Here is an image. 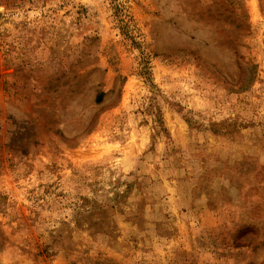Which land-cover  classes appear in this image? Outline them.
<instances>
[{
	"label": "rangeland",
	"instance_id": "1",
	"mask_svg": "<svg viewBox=\"0 0 264 264\" xmlns=\"http://www.w3.org/2000/svg\"><path fill=\"white\" fill-rule=\"evenodd\" d=\"M0 264H264V0H0Z\"/></svg>",
	"mask_w": 264,
	"mask_h": 264
},
{
	"label": "trees",
	"instance_id": "2",
	"mask_svg": "<svg viewBox=\"0 0 264 264\" xmlns=\"http://www.w3.org/2000/svg\"><path fill=\"white\" fill-rule=\"evenodd\" d=\"M103 99H104V93H100V94H98L96 101L98 103H101L103 101Z\"/></svg>",
	"mask_w": 264,
	"mask_h": 264
}]
</instances>
